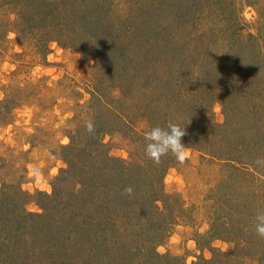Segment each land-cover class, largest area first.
I'll list each match as a JSON object with an SVG mask.
<instances>
[{
  "label": "rangeland",
  "instance_id": "1",
  "mask_svg": "<svg viewBox=\"0 0 264 264\" xmlns=\"http://www.w3.org/2000/svg\"><path fill=\"white\" fill-rule=\"evenodd\" d=\"M49 1L60 14L76 0L30 5ZM159 1L165 6L162 0L77 1L88 32L67 33L60 44L41 34L33 43L21 34L0 37V189L19 183L32 196L27 212L38 214L24 224L25 235L34 232L37 241L10 242L6 264H92L96 248H108L116 233L140 232L138 216L145 212L155 218L149 217L155 230L149 238L161 256L220 262L218 256L231 260L245 244L243 263L264 264L255 253L264 181L253 172L264 170V0H174L158 16L152 11ZM179 4L189 6L183 21L173 14ZM35 12L0 0V26L17 29L38 20ZM92 29L102 36L97 45ZM109 38L121 44L114 53L101 44ZM238 64L253 80L244 81L241 99L231 81L238 80ZM186 102L194 109L185 110ZM170 117L185 128V159L169 153L154 164L144 154V133L167 127ZM122 167L126 172L118 175ZM55 192L61 204L46 229L38 203ZM117 196L119 204L108 201ZM33 223L36 230L28 229ZM246 226L252 233L236 240L234 231ZM211 228L222 229L224 238H205Z\"/></svg>",
  "mask_w": 264,
  "mask_h": 264
},
{
  "label": "trees",
  "instance_id": "2",
  "mask_svg": "<svg viewBox=\"0 0 264 264\" xmlns=\"http://www.w3.org/2000/svg\"><path fill=\"white\" fill-rule=\"evenodd\" d=\"M11 1L12 0H9V2H11ZM32 1L33 0H31V1H29V0H16V2L19 3V5L24 6V9L30 13H32V11L34 9H36V12L38 13V8H39L40 18L38 20L36 19L33 21L28 19V20L24 21L23 25L17 29L3 27L2 26L3 24H2L0 26V37L1 38L7 39L8 35L10 33H14L17 36H18V34H21V36L23 38H28L27 41H31V43H33V41H36V42L41 41L42 40L41 35H43V36H47V40L55 41L58 44H60L61 43V42H59L60 39L64 35H68L67 33L72 32L71 35L76 34V35L80 36L81 33L88 32V30L86 28L87 19L85 17L86 13L84 14V12H85L84 7L82 6L81 3L78 4V2H77V1L81 2V0H76V1L74 0L75 1L74 6L69 8L70 10L68 9L64 12H61L60 14L56 13L55 9L57 8L58 3L55 1L54 2L49 1L44 6H43L44 2L40 3V4H38V7H37V4L30 5ZM162 1H163L164 5L168 8L174 4V0H162ZM184 1H189L190 3L193 2V0H184ZM63 2L64 1H62V3ZM195 2H196V0H195ZM187 4L189 5V3H187ZM155 5H156L155 8L153 9V11L152 10L151 11L153 13L159 14L158 16L164 15L166 12L165 9H168L165 6H163L161 1H159ZM189 6L184 5V4H179V7H177L178 10L176 9L173 11L174 18H177V19H180L181 21H183L184 19H182V18H184V16L186 15V12H188ZM194 7L198 8L197 6H194ZM42 10L44 12H45V10H47L48 14H49V12H51V14L45 16V13ZM52 13H53V16H52ZM29 21H31V22H29ZM196 26L197 25H194V27H196ZM2 27L4 28V31H1ZM32 28L35 29V33H36L35 37L32 38L31 36L26 34V32L23 33V31H29V29H32ZM91 31H92V33L89 32L90 33L89 37L95 43V45H97L98 41H100L102 36H100L99 34L97 35L98 29H97V32L94 29H92ZM114 40H115V38L114 39L109 38V43H106V42L101 43L103 45L105 51H106V48H108V49L110 48L109 52L111 53V51H112V53H114L116 50H118L121 47V44H119L117 41H114ZM246 61L251 62V63H252V61H254L251 54L248 55V59ZM252 66L253 65H251L250 67H252ZM245 67H246V65L244 66V65L238 64V69L240 70V73L237 74V77H236V78H238V80H236L235 78L231 79V81L233 82L235 92H236V96L238 97V99H241L243 97V95H245V93H244V87H245L244 81L246 79H247L246 80L247 84L253 85V83H252L253 80L250 81L248 79L249 75L244 72ZM242 68L244 69V71ZM244 75H245V77H244ZM228 85L229 84L227 82V86ZM258 88L259 87H256L255 89L257 90ZM114 89H116V87ZM232 93H233V91H232ZM93 94L95 95V97L97 99H99L101 101L104 100L103 95L102 96L99 95L96 92V89L93 91ZM111 97L113 98L114 95L111 94ZM233 99H235V98L233 97ZM186 104H189L190 106L185 107V110L190 109V107L192 110L194 109V106H193L194 104L188 103V102H186ZM236 108L237 109H240V108L238 106L234 107L233 111H236V113H237L238 110ZM195 112L197 113L199 111L196 110ZM198 117H199V115H198ZM170 119H172V122H173L176 118L170 117L167 121V124L170 123V121H169ZM164 120H166L165 117H164ZM66 162L70 166V161L66 160ZM71 167H73V166H71ZM241 171H243V170H241ZM125 172H126V167H122L120 169V172L118 175H120V174L122 175ZM127 172H128V170H127ZM253 172H254V174H258L260 179H262L264 181V170L253 171ZM58 194H57V192H55L53 195H50V196L45 194L46 196H44V200L42 202L38 203L41 210H43V212H45V216L44 215L40 216V214H39V217L42 218L41 221H43V223L41 222V224H43L44 228H46V229H47V226H46L47 224L45 222L49 221L51 219V218H49V217H51L50 212L56 211L57 206L59 204H61L60 199H59L60 197L58 196ZM106 194L111 195V193H109V192ZM114 195H119V194H114ZM31 199H32V196L29 195L28 193H26L25 191H23L19 183H17V184H4L2 186V188L0 189V264L1 263L6 264L7 261L13 257V254H9V252H8V246H9L10 242L20 243L19 240L22 241V240H24L30 236L32 237V240L35 239L37 241L35 233L32 232L31 230L30 231L32 233H30V235H25L24 224L26 222V218L27 217H38V214L29 213L26 210V206L29 204ZM120 200H121V198L117 196L115 200L112 198V200L110 199L108 201L112 202L113 204H114V201H118V204H119ZM44 201H46V202L44 203ZM148 201L151 203L153 202V205H154L155 202L158 200H156V196H154L152 199H148ZM149 217L151 219L155 220V218L152 215H150V212H148V213L145 212V213L138 216L139 219L142 218V219H140V221H141L140 222V228H139L140 232H138V233L131 232L129 234L128 232L126 233L124 231L125 230L124 229L123 232L116 233V235L113 238V241L111 242L112 244L110 246H108V248L98 249V247H97L96 248L97 253L94 256L95 259H93V261H95V262H92V264H185V263L179 262L177 259L161 256L158 253H156L155 243H154L155 240H153L152 238H149L150 237V230L153 231V235L155 232V230L151 227V225H149V223H150ZM229 217L231 219L232 216L229 215ZM36 224L37 223H33L32 225H29L28 229L33 228L34 230H36V226H35ZM248 227L249 226H246V228H244V227L238 228L237 231H234L235 232V234H234L235 239L239 240V238H243L246 235L247 236L250 235L252 233V232L250 233L251 227L250 228H248ZM83 228H86L85 223L83 225ZM156 230L161 231V229L158 227L156 228ZM162 231H163V229H162ZM211 231L213 233L211 234L209 232L208 236L205 238H209L211 240H221V238H224L222 229H221V232H220V230L215 232L214 229L211 228ZM102 233H104V234L107 233L106 228H104ZM162 233H164V232H162ZM165 233H166V231H165ZM228 233H230V231H228ZM247 233H249V234H247ZM257 239L256 240L259 242L256 244V247H255L256 252L255 253H256V255L259 253L260 254L259 258L261 259V258H264V237L259 236V237H257ZM208 246H210V245H205L203 247L205 249V248H209ZM244 246H245V244H239L238 245L239 248L235 249V252L233 253L234 258H232L231 260H225V255L221 254L222 256L221 255L218 256L220 262H218L217 260H215L213 258V260H210V261L202 260L200 263H196V264H245V263H243V256L241 254L243 251L245 252ZM102 249H106V250H102ZM212 253L214 254L215 252H212ZM105 256H106V260H107L106 262L104 261ZM3 257H4V259H3ZM127 258H129V259H127ZM82 259H83L82 261L86 260L85 258H82ZM90 260H92V259H90Z\"/></svg>",
  "mask_w": 264,
  "mask_h": 264
},
{
  "label": "clouds",
  "instance_id": "3",
  "mask_svg": "<svg viewBox=\"0 0 264 264\" xmlns=\"http://www.w3.org/2000/svg\"><path fill=\"white\" fill-rule=\"evenodd\" d=\"M87 130L89 132L93 131L91 122L88 123ZM185 134V128L175 123H169L167 127H151L149 131L144 133L146 140L145 156L154 164H159L162 157L171 153L178 161L183 162L185 159V144L182 143V137ZM125 192L131 195L133 189L128 187ZM256 220V233L264 237V213L258 214Z\"/></svg>",
  "mask_w": 264,
  "mask_h": 264
}]
</instances>
